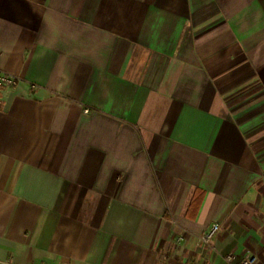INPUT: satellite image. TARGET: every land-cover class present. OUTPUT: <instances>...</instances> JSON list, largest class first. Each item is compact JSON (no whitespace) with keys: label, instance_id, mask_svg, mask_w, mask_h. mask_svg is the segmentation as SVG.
Listing matches in <instances>:
<instances>
[{"label":"crops","instance_id":"crops-1","mask_svg":"<svg viewBox=\"0 0 264 264\" xmlns=\"http://www.w3.org/2000/svg\"><path fill=\"white\" fill-rule=\"evenodd\" d=\"M0 72V264L264 262V0H0Z\"/></svg>","mask_w":264,"mask_h":264},{"label":"built area","instance_id":"built-area-1","mask_svg":"<svg viewBox=\"0 0 264 264\" xmlns=\"http://www.w3.org/2000/svg\"><path fill=\"white\" fill-rule=\"evenodd\" d=\"M17 82V77L8 73L0 72V96L6 87H14ZM218 229L219 226L214 225L213 228L203 237L204 242L208 243L218 232ZM228 260L231 262H235V257H229ZM235 264H264V262H261L258 256L253 255L241 259L238 262H235Z\"/></svg>","mask_w":264,"mask_h":264}]
</instances>
